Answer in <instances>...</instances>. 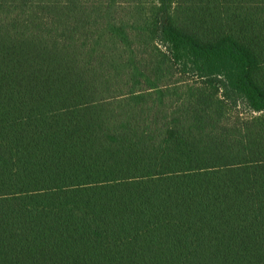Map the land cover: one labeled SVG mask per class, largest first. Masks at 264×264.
<instances>
[{"label": "trees", "instance_id": "16d2710c", "mask_svg": "<svg viewBox=\"0 0 264 264\" xmlns=\"http://www.w3.org/2000/svg\"><path fill=\"white\" fill-rule=\"evenodd\" d=\"M0 264H264V0H0Z\"/></svg>", "mask_w": 264, "mask_h": 264}, {"label": "rangeland", "instance_id": "374dc122", "mask_svg": "<svg viewBox=\"0 0 264 264\" xmlns=\"http://www.w3.org/2000/svg\"><path fill=\"white\" fill-rule=\"evenodd\" d=\"M234 114L240 115L242 118H249L252 112L249 110L246 105H243L241 102L238 103L237 107L234 109Z\"/></svg>", "mask_w": 264, "mask_h": 264}]
</instances>
